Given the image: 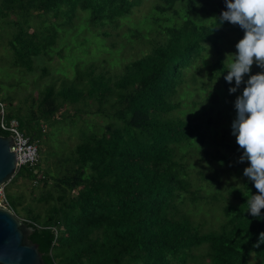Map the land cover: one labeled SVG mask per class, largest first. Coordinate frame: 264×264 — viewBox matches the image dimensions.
<instances>
[{
  "label": "trees",
  "instance_id": "obj_1",
  "mask_svg": "<svg viewBox=\"0 0 264 264\" xmlns=\"http://www.w3.org/2000/svg\"><path fill=\"white\" fill-rule=\"evenodd\" d=\"M138 3L140 0H0V18L22 13L23 19L10 21L13 38L8 46L14 63L31 70L34 55L51 57L49 46L63 31L62 24L72 22L77 8L88 10L86 22L117 27L118 20ZM153 9L169 11L165 19L171 24L164 25L163 35L160 27L149 50L124 63L118 77H106L91 66L73 80L57 77L44 83L36 108L29 114L20 113L19 106L13 109L9 97L0 99L7 108L6 117H15L19 129L33 142L38 132L34 124L49 120L65 104H84L91 98L112 108L111 119L102 130L80 136L67 158V173L55 176L52 188L36 194L40 211H34L30 203L22 205L19 195L4 193L3 203L17 216V207L22 206L26 216L20 218L33 227L34 240L49 264H264V242L256 246L264 232V208L259 217L245 210L247 198L258 194L248 177L222 186L215 228L200 230L179 207L185 200L192 206L198 198L206 201V196L197 195L202 181L220 184L222 166L233 162L230 152L239 148L225 142L230 152L202 149L208 157L205 165L210 163L213 174L199 170L192 191L183 157L197 140H203V134L199 124L171 114L178 104L170 96L182 68L229 23L218 24L222 11L227 10L226 0H159ZM196 11L215 12L217 17L197 23L189 14ZM182 12L188 16L178 18L179 22L169 20L168 16ZM45 15L61 20L45 23ZM30 17L39 18L41 25L31 24ZM133 30L138 33L136 28L130 33ZM61 50L58 47L59 54ZM210 67L219 82L229 83L224 79L228 65L222 56L212 59ZM40 70L46 73L45 67ZM0 133L8 134L1 129ZM243 165L248 166L249 161L244 160ZM38 167V158L33 164L19 166L3 186L20 176L45 187L46 176Z\"/></svg>",
  "mask_w": 264,
  "mask_h": 264
},
{
  "label": "rangeland",
  "instance_id": "obj_2",
  "mask_svg": "<svg viewBox=\"0 0 264 264\" xmlns=\"http://www.w3.org/2000/svg\"><path fill=\"white\" fill-rule=\"evenodd\" d=\"M157 2L159 0H140L129 15L118 20L117 27L86 22L88 10L77 8L72 22L62 24L63 31L55 35L54 42L49 46L48 53L51 57L43 54L34 55L31 58L33 66L31 70H26L14 63V54L8 46L9 40L13 38L10 34L13 24L11 25L10 21L23 19L22 13H18L19 15L9 13L1 17L0 99L9 97L11 105L14 104L13 109L19 106L20 113L29 114L31 109L36 108V102L45 87L44 83L53 81L57 77L60 80H73L77 73L82 74L88 66L106 77H118L123 71L124 63L147 52L154 41V36L158 34L157 30L161 27L159 32L163 35L164 25L171 24V21L165 19L169 11L160 13L153 9ZM189 14L197 23H209L217 17L215 12L196 11ZM187 16L188 14L182 12L179 16L170 15L168 18L179 22ZM45 17V23L61 20L60 16L45 15ZM6 20L9 23H6ZM30 23L41 25L42 22L37 17H30ZM134 28L137 29V34L134 30L130 33ZM55 29L60 30L56 26ZM219 29L221 30L213 36V41H208L204 49L198 55L192 56L190 61L184 65L176 90L170 96V99L178 104L171 114L189 118L190 121L199 124V129L203 134V140L201 142L197 140L190 153L183 157L187 160L186 176L190 180H188L189 189L192 191L193 177L199 176L197 173L199 170L213 174L210 163L205 165V158L208 159V157L202 149L217 148L220 152L227 150L230 152L224 143L238 144L231 125L236 118L235 99L242 94L246 84L242 82L236 92H229V88L235 86V80L223 85L217 80L215 72L210 67V62L220 55L229 65L232 60L231 54L237 52L236 44L244 36V30L239 25L230 22ZM216 44L219 49L216 48ZM58 47H62L60 54ZM42 66L46 68L45 74L41 73L40 67ZM262 71L264 69L254 62L243 80L246 82L250 75ZM96 108L99 109L98 112L95 111ZM5 110L7 111L6 107ZM109 112H112V108L105 101L98 105L93 99L86 98L84 104L80 101L72 105L65 104L49 120H38L34 124L38 130L37 139L34 142L38 150V170L41 174H45L47 185L43 187L42 183L16 176L12 182L3 186V192L8 197L19 195L22 205L30 203L34 211H40L41 203L37 205L36 194L42 188H52L55 176L67 173L70 166L67 158L80 136L90 130L95 132L102 130L104 124L111 119L112 115ZM222 130H224V136L220 137ZM233 150L235 151L230 152L233 162H227L221 168L218 176L220 184L216 180L211 183L202 181L203 187L197 191V195L206 196L207 200L211 198V201L198 198V201L194 203L195 206H192L190 201L185 200L179 206L198 224L200 230L217 226L216 220L220 218L219 204L222 202L219 200L220 191L224 193L222 186L228 181L236 182L246 177L243 170L247 165H243V162L239 160L243 149L239 147ZM234 165L236 166L232 167ZM182 193L185 191L182 190ZM223 195L227 196V194ZM17 208L18 217L26 216L22 206ZM195 250V252L200 251V249ZM187 264L196 263L189 261Z\"/></svg>",
  "mask_w": 264,
  "mask_h": 264
},
{
  "label": "clouds",
  "instance_id": "obj_3",
  "mask_svg": "<svg viewBox=\"0 0 264 264\" xmlns=\"http://www.w3.org/2000/svg\"><path fill=\"white\" fill-rule=\"evenodd\" d=\"M226 8L218 24L228 21L244 30V36L236 44L237 52L231 54L224 79L229 83L235 80V86L229 88V92H236L242 82L246 84L242 94L235 99L236 118L231 127L243 149L240 162L249 161L243 174L258 190V194L247 198L245 210L253 217H259L264 208V71L250 75L246 82L243 77L250 72L254 62L264 69V0H226ZM260 242H264V232L260 233L257 247Z\"/></svg>",
  "mask_w": 264,
  "mask_h": 264
},
{
  "label": "water",
  "instance_id": "obj_4",
  "mask_svg": "<svg viewBox=\"0 0 264 264\" xmlns=\"http://www.w3.org/2000/svg\"><path fill=\"white\" fill-rule=\"evenodd\" d=\"M10 134L0 133V185L17 170L15 154L9 149ZM0 264H49L34 240L33 227L0 203Z\"/></svg>",
  "mask_w": 264,
  "mask_h": 264
},
{
  "label": "built area",
  "instance_id": "obj_5",
  "mask_svg": "<svg viewBox=\"0 0 264 264\" xmlns=\"http://www.w3.org/2000/svg\"><path fill=\"white\" fill-rule=\"evenodd\" d=\"M0 129L7 131L12 136V144L9 149L15 154L17 168L25 164H33L38 157L35 142L30 141L18 127L15 117L7 118L3 102L0 101ZM3 185H0V203L4 200ZM5 205V204H4Z\"/></svg>",
  "mask_w": 264,
  "mask_h": 264
},
{
  "label": "crops",
  "instance_id": "obj_6",
  "mask_svg": "<svg viewBox=\"0 0 264 264\" xmlns=\"http://www.w3.org/2000/svg\"><path fill=\"white\" fill-rule=\"evenodd\" d=\"M14 102V101H13ZM14 105V104H13Z\"/></svg>",
  "mask_w": 264,
  "mask_h": 264
}]
</instances>
